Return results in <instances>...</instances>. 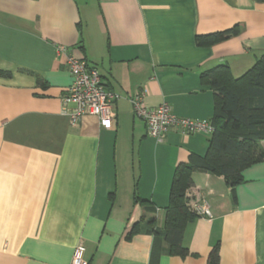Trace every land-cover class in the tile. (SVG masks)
<instances>
[{"label": "crops", "instance_id": "0c3cea01", "mask_svg": "<svg viewBox=\"0 0 264 264\" xmlns=\"http://www.w3.org/2000/svg\"><path fill=\"white\" fill-rule=\"evenodd\" d=\"M262 54L255 0H0V71L10 75L0 76V264H69L79 243L88 264H207L215 245L218 264H264V163L233 190L192 173L187 196L212 218L185 226L187 256L167 255L147 232L150 219L163 229L176 166L204 156L210 136L170 129L157 141L130 103L140 94L147 108L210 121L214 94L200 74L226 65L239 78ZM67 56L119 95L109 129L93 116L72 125L63 112Z\"/></svg>", "mask_w": 264, "mask_h": 264}, {"label": "trees", "instance_id": "16d2710c", "mask_svg": "<svg viewBox=\"0 0 264 264\" xmlns=\"http://www.w3.org/2000/svg\"><path fill=\"white\" fill-rule=\"evenodd\" d=\"M264 3V0H255ZM237 34L233 28L224 32L196 37L198 46L210 47ZM0 76L9 77L0 71ZM200 80L214 94L210 122L214 128L204 156L190 154L187 162L176 166L164 209L163 229L147 220V232L166 245L165 253L185 257L182 245L185 226L197 218L192 211L187 191L192 186L195 171L221 176L231 190L242 181L241 172L247 167L264 163V54L241 77L233 78L226 65L202 72ZM134 229L127 237L137 233ZM218 245L208 255L207 264H218Z\"/></svg>", "mask_w": 264, "mask_h": 264}, {"label": "built area", "instance_id": "2783aa9c", "mask_svg": "<svg viewBox=\"0 0 264 264\" xmlns=\"http://www.w3.org/2000/svg\"><path fill=\"white\" fill-rule=\"evenodd\" d=\"M60 49L63 51V48ZM65 66L71 83L61 102L63 112L68 115L70 123L74 125L84 116H93L97 118L101 127L109 129L115 117L114 103L119 99V95L103 85L97 69L90 66L86 60L67 56ZM130 103L134 116L144 123L147 136L157 141H160L170 129H176L185 136L193 134L210 136L214 130L210 121L175 116L166 103H161L156 108H147L140 94L134 95ZM68 105L71 106L70 110L67 108ZM191 206L197 217L212 218L204 200H195ZM69 264H88L83 259L82 244L79 243L74 248Z\"/></svg>", "mask_w": 264, "mask_h": 264}, {"label": "rangeland", "instance_id": "374dc122", "mask_svg": "<svg viewBox=\"0 0 264 264\" xmlns=\"http://www.w3.org/2000/svg\"><path fill=\"white\" fill-rule=\"evenodd\" d=\"M262 146L264 147V142H262Z\"/></svg>", "mask_w": 264, "mask_h": 264}]
</instances>
